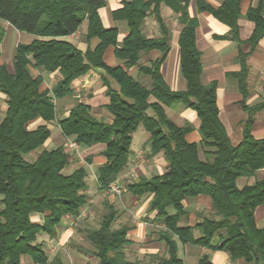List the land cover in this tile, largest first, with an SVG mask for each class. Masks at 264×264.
Returning a JSON list of instances; mask_svg holds the SVG:
<instances>
[{
	"label": "trees",
	"instance_id": "obj_1",
	"mask_svg": "<svg viewBox=\"0 0 264 264\" xmlns=\"http://www.w3.org/2000/svg\"><path fill=\"white\" fill-rule=\"evenodd\" d=\"M110 0H0V21L9 23L19 32L36 37L30 44H19L12 61L0 65V94L5 96L6 111L0 121V264H21L29 257L33 264H64L60 256L50 261L40 234L56 237V228L64 217L77 215L89 202L87 170L76 168L64 174L71 156L64 147L44 149L34 161L25 156L42 149L51 137L48 124L56 117L55 101L73 93L72 83L93 68L106 70L109 79L107 111L110 124L97 119L89 106L77 104L70 115L60 121L65 137H74L78 145H105L102 155L106 163L98 169L100 190H106L114 178L127 166L131 155L132 135L143 124L150 133V151L163 154L169 171L152 179H142L130 186L137 196L153 195L150 212L157 211V219L165 230L160 233L167 247L166 258L160 264H184L180 259L179 243H192L212 250L229 253L233 261L264 264V228L256 223L255 213L264 205V178L239 188L238 179L250 178L264 169V138L252 135L253 113L264 109V102L250 111L244 126V138L234 146L219 119L218 85L202 84V54L196 45L198 21L191 18L187 8L193 0H132L124 1L113 12L115 19L127 22L128 35L119 42L117 28H105L100 9ZM200 11H209L229 26L231 38L239 41V20L244 0H224L214 9L204 0H196ZM166 6L183 25L179 37L180 70L187 81V90L173 91L161 74V65L170 49V29L161 16ZM264 6L250 7L246 19L255 24L249 40L255 48L264 37ZM153 15L160 26V38L144 35L145 20ZM88 21L87 39L98 40L95 48L81 51L63 40L74 35L84 21ZM5 30L0 25V42ZM109 47L115 48L116 58L125 67H110L104 56ZM160 50L162 57L150 67L140 64L141 54ZM241 71L233 74L243 94L247 93L249 67L247 55L240 56ZM138 66L150 77V87L130 76L126 68ZM33 69L58 72L61 79L51 90L43 89L44 79ZM155 102H151V99ZM182 103L195 110L200 120V144L188 143L189 128L178 127L166 114V107ZM149 112L151 114H149ZM41 120L32 128L31 123ZM204 152L205 160L200 153ZM206 195L212 202V213L195 227L180 226L187 199ZM171 210L174 211L171 214ZM44 215V223L32 221L33 215ZM118 211L107 203L99 228L86 235L94 247L99 264H129L125 249L130 245L129 226L114 228ZM202 233L194 239V230ZM216 234L220 243L213 245ZM200 264H212L208 257Z\"/></svg>",
	"mask_w": 264,
	"mask_h": 264
},
{
	"label": "crops",
	"instance_id": "obj_2",
	"mask_svg": "<svg viewBox=\"0 0 264 264\" xmlns=\"http://www.w3.org/2000/svg\"><path fill=\"white\" fill-rule=\"evenodd\" d=\"M124 1L130 2L132 0H110L99 11L105 28H117L119 30L118 40L120 43L128 35L129 29L126 21L114 18L113 12L120 9ZM204 1L212 8L218 9L224 0ZM260 1H262L264 6V0L243 1L241 7L242 18L238 22L240 27L239 41L231 38L230 27L215 18L211 12L200 11L196 0L191 1L187 8L190 17L198 21L196 45L202 54V84L204 86L212 83L218 85L217 104L219 119L234 146H238L243 141L244 126L250 117V111L255 108L257 109L264 102V37L255 48L252 47L249 40L254 32L255 24L245 17L249 8H256ZM161 16L170 29V49L161 65V74L173 91H186L188 86L187 81L180 70L179 37L183 29V25L179 21L180 15H176L170 8L162 6ZM0 25L5 30V36L2 42H0V65L7 64L10 70H12L13 57L15 56L17 46L23 44L19 42V38L21 37V33L24 32L17 31L6 22H0ZM7 33H10L8 42L6 40ZM87 33L88 21L86 20L77 33L63 38V40L72 43L81 51L86 52L88 48H95L98 44L97 39L88 41ZM144 35L148 38H160L162 36L160 26L153 15H150L145 20ZM34 39H36L35 36ZM114 52V47H109L106 50L104 56L106 64L110 67H125L124 61L116 58ZM242 54L247 55L249 67L246 80V94L242 93L238 80L233 77V74L241 71L240 56ZM161 57L162 52L160 50L143 52L140 64L144 67H150L152 62ZM32 71L34 75L43 77V89L51 90L61 79L58 72L52 74L46 72L44 69H33ZM126 71L135 80L150 87V77L140 72L138 66L126 68ZM106 81H109L114 89H118L116 83L108 78L106 70L103 68H93L85 75L74 80L72 83L73 93L68 97L55 101L56 117L54 121L48 124L51 130L50 139L42 149L29 154L33 158L30 161H34L37 155L44 149L52 151L62 146L65 148L67 154H71L70 164L64 170V174L69 175L78 167H85L88 174L86 178L87 194L89 195L88 204L77 215H68L63 218L61 224L56 228V237L51 238L47 234H40L38 236V243L43 245L47 255L50 254L48 251H51L54 245H57L58 250L53 254L52 260L54 257L60 256L63 263L68 264L69 262L67 263V261L69 260H66L64 257L63 249L71 244L72 238L75 235L74 228L79 226H81L80 228H84L82 224L86 227L87 223H94L97 210L102 207L106 211V205L109 203L113 204L118 211V218L114 224V228H120L121 226H129L131 228L128 234V239L131 243L125 249L129 264H160L161 260L166 258L168 254L166 244L161 241L160 237V233L165 230V226L163 222L157 219V211L150 212V203L153 195L137 196L130 192L132 184L142 179L149 180L156 176L164 175L169 171V163L162 153L155 156L151 155L149 145L150 133L144 125L141 124L132 135L131 155L127 166L111 183L117 182L122 187L123 192L121 195L114 194L108 189L100 190L99 188L97 173L98 169L106 163V158L102 155L105 145H78L76 154L67 151L68 142H75V139L74 137L67 138L63 135L60 121L67 118L77 104H86L97 119L107 124L112 123L113 118L106 108L110 102ZM77 92H80L82 100L76 98ZM5 99V96L0 94L2 117L0 121L4 118L7 108ZM150 101L155 102L153 98ZM149 114L151 113L149 112ZM166 114L178 127L189 128L185 136L188 143L200 144L202 142V135L199 131L200 120L195 110L187 108L182 103H174L166 107ZM253 115L252 135L255 139H263L264 109L257 110ZM41 124L45 123L37 120L31 123L30 126L35 128ZM200 157L205 160L203 151H201ZM263 178L264 169L258 171L255 176L250 178L242 177L238 179L237 185L239 188H243L246 185L254 184L257 179ZM183 205L186 213L179 224L180 226L195 227L212 213V202L206 195L187 199L183 202ZM173 213L174 211L171 210V214ZM31 219L37 224L44 223V215L36 214ZM255 219L257 226L264 228V205L257 209ZM94 229L84 234L85 239L86 235ZM193 235L195 240L202 237L199 229H195ZM39 237L42 240H39ZM219 243L220 235L216 234L212 240V244L216 246ZM178 245V255L184 264H200L201 259L204 257H208L212 264H248L243 260L233 261L229 253L222 250H212L192 243H179ZM96 260L97 264H99L97 258ZM26 261L31 260L30 258L25 261L22 259L21 264H24ZM70 264H73V262H70Z\"/></svg>",
	"mask_w": 264,
	"mask_h": 264
},
{
	"label": "rangeland",
	"instance_id": "obj_3",
	"mask_svg": "<svg viewBox=\"0 0 264 264\" xmlns=\"http://www.w3.org/2000/svg\"><path fill=\"white\" fill-rule=\"evenodd\" d=\"M3 22V21H0ZM84 28V27H83ZM10 38V33H7V42ZM34 39V36L28 33H21V37L19 38V42L26 44L30 43L31 40ZM81 96V100H82ZM1 110V108H0ZM0 118L1 117V111H0ZM77 151L71 152L76 154ZM71 155V154H70ZM27 160H32V155L25 156ZM105 213L104 209L100 207L97 212L95 213L96 220L93 221L94 223H87L86 227L82 224L84 228L76 227L75 229V235L74 238H72V242L69 246L65 247L63 249L64 257L66 258L68 264L70 262H73V264H97V260L94 257V249L91 246V244L85 239L84 234L94 228H97L101 222L102 215ZM39 240H42L39 237ZM58 250V246L54 245L53 249L51 251H48L50 254L48 256L50 257V260L53 258V254H55ZM29 257H24L23 260H27ZM24 264H32L31 261H26Z\"/></svg>",
	"mask_w": 264,
	"mask_h": 264
},
{
	"label": "built area",
	"instance_id": "obj_4",
	"mask_svg": "<svg viewBox=\"0 0 264 264\" xmlns=\"http://www.w3.org/2000/svg\"><path fill=\"white\" fill-rule=\"evenodd\" d=\"M76 98H78L79 100H81V95L80 92H77L76 94ZM78 149V144L74 141L68 142L67 144V151L69 153L71 152H75ZM110 192L117 194V195H121L123 192L122 187L116 182L111 184L108 188H107Z\"/></svg>",
	"mask_w": 264,
	"mask_h": 264
}]
</instances>
